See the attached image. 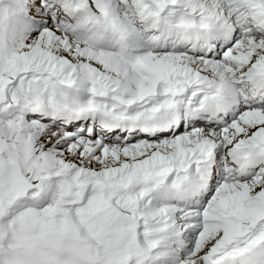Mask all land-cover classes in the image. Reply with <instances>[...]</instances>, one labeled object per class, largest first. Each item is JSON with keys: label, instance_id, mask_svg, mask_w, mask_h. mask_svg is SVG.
Returning <instances> with one entry per match:
<instances>
[{"label": "snow or ice", "instance_id": "1", "mask_svg": "<svg viewBox=\"0 0 264 264\" xmlns=\"http://www.w3.org/2000/svg\"><path fill=\"white\" fill-rule=\"evenodd\" d=\"M0 264H264V0H0Z\"/></svg>", "mask_w": 264, "mask_h": 264}]
</instances>
